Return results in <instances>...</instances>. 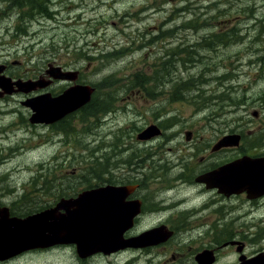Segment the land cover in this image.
I'll use <instances>...</instances> for the list:
<instances>
[{"label":"rangeland","instance_id":"374dc122","mask_svg":"<svg viewBox=\"0 0 264 264\" xmlns=\"http://www.w3.org/2000/svg\"><path fill=\"white\" fill-rule=\"evenodd\" d=\"M36 4L45 9L44 14L33 7ZM209 37L222 44L201 49ZM112 51H117L113 58L102 57ZM263 59L264 0H60L54 4L0 0V207H26L35 195L58 200L97 175L116 172L142 149L136 136L151 122L164 128L162 137L171 141L148 142L152 151L155 144H162L165 163L158 164L156 158L147 161L143 173L166 177L143 190L150 206L162 198L160 208L168 204L166 208L175 209L170 201L183 199L179 210L186 217L184 240L197 232L203 236H210L206 232L211 229L218 232L221 227L215 226L217 218L212 215L216 205L210 204L208 192H202L193 178L215 166L203 161V145L235 131L243 132L249 143L264 138L259 130L264 123V78H259ZM47 65L75 73L79 83L94 87L92 101L102 103L99 112L75 116L64 133L30 123L31 111L24 103L43 89L21 93L14 83L45 76ZM136 73L142 78H135ZM8 84L11 93L1 88ZM66 84L59 81L55 88L64 89ZM191 131L192 139L186 135ZM179 150L186 155L182 160ZM226 158L220 154L213 161ZM75 172L77 176L70 178ZM44 178L41 192L31 191ZM259 216L264 217V209L243 218L256 225L246 233L255 248L264 244L253 238L264 228ZM81 224L91 232V219ZM152 251L150 262L142 255L145 252L135 253V260L102 252L79 263L72 250L63 248L6 264H167L171 260L159 261L157 251ZM247 253V246L239 254L231 251L229 258L216 264H236L238 256ZM171 254L175 252L168 247L165 255Z\"/></svg>","mask_w":264,"mask_h":264},{"label":"flooded vegetation","instance_id":"af4514ba","mask_svg":"<svg viewBox=\"0 0 264 264\" xmlns=\"http://www.w3.org/2000/svg\"><path fill=\"white\" fill-rule=\"evenodd\" d=\"M18 3H23V0H18ZM47 67H49L50 72L47 73V70H44L45 76L40 75L39 78L55 76L52 73V70H54L53 67L51 65H47ZM61 67L63 69L66 68L62 65ZM58 74H60V71ZM57 85L56 82H53V85L49 87L51 94H59V89L55 88ZM259 130L264 131V123ZM191 133L192 139L194 133L192 131ZM154 140H160L161 142L171 141L165 140L162 134ZM214 144L215 141L202 146V159L206 164H215V166L210 169L202 170L199 175L193 178L194 183L202 192H208L210 204L216 205L214 214L212 215L217 218L215 226L221 227V229L218 232L213 229L207 231L206 233H210V236H203L197 232L193 239H183L184 235L188 233V229H185L186 217L183 213H180L179 210V205H181L183 199L180 201L179 199H172L170 201L171 204L178 207L175 209L166 208L168 204L163 205L165 209L160 208V204L163 202L162 198L155 200V207L150 206L149 198L145 195L143 190L149 184L157 180L161 179L160 183H163V179H166V177L162 174L146 175L142 172L146 171L145 168H147V166H145V163L147 161H153L156 158L158 164L165 163V150L161 148V143L154 145L156 147L154 151L151 150L152 145L145 143L143 145V155L141 157H135L136 155L134 153L131 159L123 161V168L118 166V170L112 174L97 175L87 185L80 186L79 184L78 186L80 187L74 190L73 196L59 197H61V199L75 198L81 191L83 192L84 190L87 191L95 188L103 189L105 187H111L113 190H116L115 193L118 191L122 194L123 200L119 202V204H121V206H132V211L130 213L129 223L126 226L127 228L125 227L121 233L122 236L120 235L119 242L114 246L116 250L114 251L115 254L113 258H132V260H135V253L141 254L145 252V254L142 255H145L147 261L150 262L153 260L152 250H156L159 256L155 257V259L159 261L171 259L167 261V264H216L223 259L229 258L231 256V251L235 254H239L244 252L247 246L249 248V253L239 255L236 264H264V244L255 248V241L253 239L247 240L246 236L248 229L256 227V225L249 224L243 220L246 215L252 214L258 209H264V193L259 195L250 192L246 186L234 191L221 193L216 189H207L204 184L195 182L200 175L211 172L219 166H222V164L233 162L240 157H249L253 159L263 158L264 138H260L255 143H249L247 139L243 137L239 146L227 147L220 150H215ZM167 150L171 151V149ZM220 154H226L227 158L220 163L214 162L213 159ZM185 156L183 150H179V160H182ZM119 168H121V171H119ZM181 177L180 169L179 179H182ZM63 180L67 182L68 178H64ZM51 199L52 198H50V200ZM55 199L56 196L51 200V204ZM115 205H117V203ZM165 210L172 211L165 212ZM99 212L105 216V211L103 209H100ZM121 215L118 221L121 220L124 222L125 213L122 211ZM259 218H261L260 224H263L264 217L259 216ZM209 219L210 217L206 216L205 226H208ZM191 229L192 228L189 230ZM253 238L257 242L264 241V228L258 229V232L253 234ZM168 247H172L175 254L165 255ZM148 259H150V261ZM131 263L130 261L125 264Z\"/></svg>","mask_w":264,"mask_h":264},{"label":"water","instance_id":"95a60500","mask_svg":"<svg viewBox=\"0 0 264 264\" xmlns=\"http://www.w3.org/2000/svg\"><path fill=\"white\" fill-rule=\"evenodd\" d=\"M67 78H70V80H74L73 77ZM28 84L30 83H16V85H18V91L29 92L30 90L35 89L36 87L40 88L43 85L41 84V82H36L31 83L33 84L31 86L33 87L30 86L31 88H26L27 86H29ZM91 93L92 89L87 86H74L65 91L59 97L51 98L49 95H42L37 98L28 100V102L24 104L33 111V115L30 119L31 123H49L53 121L52 118L55 116H57L58 119L59 117H63L77 110L81 105L89 101ZM41 97L42 99L47 98V100L43 101L46 105V108H41V102H38L39 100H41ZM31 102L34 103L30 104ZM41 112L43 114H41ZM157 130L158 129L156 127H153L150 135L148 134L147 136L140 137L139 139H148L155 136V134L158 135L159 130ZM229 139H231V137L224 138L220 142V144H226L227 140ZM235 142L238 143V138H236ZM257 165L259 167H257ZM254 166L257 168L259 175L264 177V164L262 162H256ZM211 177L216 181L217 184L224 187L223 183L225 182L226 170L222 168L219 171L206 175L204 182L209 184ZM109 189L111 188H105L103 190H92L88 191L87 193L84 192L80 194L76 199L62 200L56 205L55 208L42 212L40 213V215L37 214L29 216L25 219H8V210H0V233L2 231V227L5 225L6 230L9 233L3 241L4 245L0 246V261L5 260L4 258H11L13 257V255L27 249L44 248L45 246H49L51 244L67 242L74 243L76 245L77 253L80 257H84L86 255L97 252L109 253V246L99 245V243H97V238L94 237L96 232L101 230V227L99 225V215L97 216V213H99L100 209H103L105 211V217L109 222V235L107 237H112L115 233L114 208L116 200L109 201L104 205L96 206V202L100 197L99 193L106 192L105 194H107L110 191ZM87 208L90 209L86 211L84 217L77 218L78 211L82 212ZM60 211H63V214H58ZM88 216H92L95 219ZM86 219H91L93 222V225L91 227L92 230L90 232L92 235H88L86 230L82 228L83 224H81V222ZM38 233H40L41 235L38 236ZM21 234L26 235L24 238H22ZM92 237H94L93 240L95 241V244H89L88 246H86L85 240Z\"/></svg>","mask_w":264,"mask_h":264},{"label":"trees","instance_id":"16d2710c","mask_svg":"<svg viewBox=\"0 0 264 264\" xmlns=\"http://www.w3.org/2000/svg\"><path fill=\"white\" fill-rule=\"evenodd\" d=\"M38 8V12L44 14L45 12V9L39 4L37 6ZM216 44H222V41L216 37H209L207 38L205 41H204V45L201 47V49H211L214 47V45ZM201 46V44H200ZM117 53V51H112V52H108V53H105L102 55V57H105V58H113L115 56V54ZM141 75L143 74H138L136 73L135 74V78H138L140 77ZM142 78V76H141ZM146 83H139L140 86L144 85ZM99 87V86H97ZM176 94H178V99H179V88H177V92ZM100 104H102L101 102H98V101H95L93 100L92 103L90 102L87 106L81 108L77 113H74L73 115H69V118H65V119H62L61 121H59V123L57 125H52L50 126L49 128H51L52 130H56V132H60L62 131L63 133L66 131V129H70V126H66V124L71 120L73 119L75 116H77L78 114H80L81 112H84V114L86 116H94L96 115L98 112H99V109L101 108L100 107ZM106 113V110H104ZM47 182V178H44L43 180H41L40 184H39V187H36L33 186L31 187V191H35L39 194V192H41V188L42 186ZM41 194H46V192H43ZM30 198H33V200L31 201H26L27 202V206L26 207H23L21 206L20 209H24V208H28L29 210H34V209H37L36 211L39 210L40 207H42V203H38V201L40 200H49L51 198V196H42L41 198L38 197L37 195L33 196V197H30Z\"/></svg>","mask_w":264,"mask_h":264},{"label":"bare ground","instance_id":"6f19581e","mask_svg":"<svg viewBox=\"0 0 264 264\" xmlns=\"http://www.w3.org/2000/svg\"><path fill=\"white\" fill-rule=\"evenodd\" d=\"M263 60H264V59H263ZM263 60H260V61H263ZM260 61H259V62H260ZM206 81H207V80H206ZM88 209H90V208H87L86 210H84V211H82V212L78 211V213H77V218H82V217H84V215H85V213H86V211H87ZM98 215H99V213H97V216H98ZM88 217H91V218L95 219V218L92 217V216H88ZM41 227H43V226H41ZM44 228H45V227H44ZM102 233H104L103 230H100V231H97V232H96L97 235L102 234Z\"/></svg>","mask_w":264,"mask_h":264}]
</instances>
